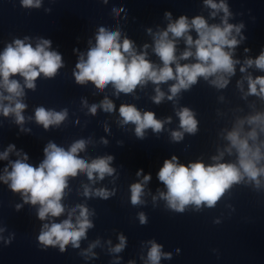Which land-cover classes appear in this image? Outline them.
Masks as SVG:
<instances>
[{"label": "clouds", "instance_id": "obj_1", "mask_svg": "<svg viewBox=\"0 0 264 264\" xmlns=\"http://www.w3.org/2000/svg\"><path fill=\"white\" fill-rule=\"evenodd\" d=\"M102 2L107 4L108 0ZM20 4L25 9L39 8L41 0H20ZM204 4L212 9L210 12L212 18L220 12L223 13L219 24H209L202 15H197L191 20L186 15H180L178 19L172 21L171 12H165V18L169 21L166 29L155 33L151 28L147 29L153 37V52L159 58L160 64L148 59L146 51L137 52L131 39L126 35L122 38L121 29L109 30L103 26L99 27L95 35V45L91 46L89 41L90 47L86 54L80 53L75 64L73 71L75 82L78 85L91 82L100 91L111 85L115 89V95L119 96L120 93L132 94L138 86L143 87L150 81L156 85L155 95L151 99L157 105L166 95L159 86L168 81H175L169 87L170 95H167L169 101H173L182 90L190 91L198 83V78H203L217 89L226 88L229 78L235 75V66L240 63L238 59H233V55L236 47L246 39L241 35L245 25L228 22L233 14L224 0H220L219 3L215 0H204ZM46 11L50 12L51 9ZM121 11L124 9H112L116 16H119ZM193 30L196 33L195 39L189 34ZM237 35L240 36L239 40L236 38ZM180 38L184 39L185 50L177 57V40ZM28 40L27 36L24 39H14L0 53V89H2L0 114L4 117L14 116V123L17 125L25 123L23 113L28 105L23 102L24 89L35 91L37 87L35 81L41 74L51 79L64 67L62 55L57 51L49 50L52 43L50 39L38 38L35 47L31 43H26ZM148 47V44L143 46L144 49ZM245 51L249 50L245 49ZM189 58H194L195 62L179 63V60ZM253 66L264 71V48L255 59H245L240 72L244 73L247 68ZM16 76L23 78V84L13 78ZM245 79L248 86L245 96L254 95L264 99V76L253 77L249 74ZM237 86L241 87V82L238 81ZM83 104L87 106V101H83ZM98 107L107 113L115 110V105L107 97L99 105L92 104L88 110L95 115ZM175 114L179 117L180 130L170 133L173 142L182 141L185 133L191 135L197 133L198 120L192 109L181 107ZM67 116L66 108L56 111L37 106L34 119L47 131L50 126L59 127ZM119 117L120 126L134 125L135 135L140 139L144 138L146 129L159 134L164 124L171 122V117L164 120L157 119L153 111L141 112L133 104H121ZM28 119L33 118L28 117ZM245 124L250 130L245 131ZM21 131L26 130L21 128ZM105 131L108 129L105 128ZM261 134H264V112H256L243 119H237L232 130L226 132L224 139L228 141V146L218 155L211 157L213 163L205 164L197 160L183 164L175 155L171 159H165L157 173V178L167 189L166 192L158 191L159 198L166 202V210L182 214L188 210L199 212L202 206L211 209L234 185L250 186L257 192L264 191V140L259 139ZM102 142L108 143L103 139ZM87 143L85 139H78L65 149L49 141L43 148L44 159L38 166L27 162L29 157L23 150L16 151L15 145L9 144L7 149L0 153V160H8L9 154L14 151L19 158L9 161L11 171L9 167H5L0 181L7 184L13 193H19L24 204L39 205L37 217L40 221L48 220L49 217L58 218L66 211L61 201L69 187V178L84 173L88 180L94 183L96 179L103 180L106 175L112 176L116 171L111 166L114 160L111 155L97 157L90 162L81 158L79 153L85 150ZM225 152L230 156L235 155V160L221 162ZM142 173L143 169H140L136 175L139 177ZM151 178V174H146L143 175L141 182L131 184L130 200L133 206L144 203L141 199L144 186ZM83 188L85 197L95 196L107 200L114 195V192L106 188L92 190L87 185ZM152 199L155 201L157 197L153 196ZM22 207L23 205L17 204L15 209L20 211ZM90 215H94V212H90L87 206L80 204L68 211V217L61 222L43 223L37 236L39 246L43 250L50 246H58L61 253L66 251L68 245L79 249L81 240L87 238V230L94 227L89 219ZM138 219L141 225L148 222L143 212L138 213ZM4 231V228H0V233ZM13 238L14 234L8 239L0 236L6 245L11 244ZM118 239L119 243L110 249L112 253H120L126 247V237L120 234ZM98 243L99 241L90 244L80 255L86 257L91 253L95 256L92 249ZM147 243L150 247L145 264H160L162 258L172 259L173 254L163 251L162 244L154 239ZM179 252L180 249H176V253ZM128 264L135 262L130 260Z\"/></svg>", "mask_w": 264, "mask_h": 264}]
</instances>
